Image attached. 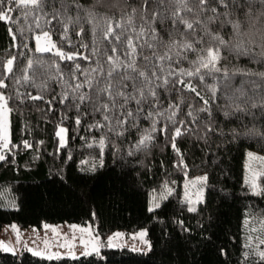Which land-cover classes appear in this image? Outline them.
Listing matches in <instances>:
<instances>
[{
	"label": "trees",
	"instance_id": "obj_1",
	"mask_svg": "<svg viewBox=\"0 0 264 264\" xmlns=\"http://www.w3.org/2000/svg\"><path fill=\"white\" fill-rule=\"evenodd\" d=\"M9 6L10 19H0V93L9 109L10 134L8 147L0 150V228L11 222L22 227L90 222L102 236L145 228L150 247L103 246L99 255L57 258L0 248V264H264L257 254L264 250V172L261 190L253 192L244 168L247 150L264 155V76L259 75L264 73V0H227V8L218 0L205 6L199 0H44L42 7L0 0V11ZM109 21L113 29L105 36ZM230 21H238L239 29ZM41 31L50 32L65 53L79 54L61 59L55 51H38L35 35ZM185 41L193 47L181 48ZM210 46L220 47L217 69L197 72V57ZM108 56L118 58L119 67L113 68ZM89 77L91 87L85 82ZM189 81L195 91L184 87ZM109 83L112 97L98 91ZM133 84L144 88L145 98L139 104L129 99L121 108L124 98L115 93L132 94ZM103 103L110 105L107 112ZM127 108L133 115L125 119ZM58 125L66 129L61 145ZM153 127L152 139L136 147ZM176 127L182 129L175 137L179 152L172 146ZM101 136L102 164L99 144L93 143ZM197 175L206 177L205 188L193 211L181 186ZM165 184L172 191L150 210L149 197Z\"/></svg>",
	"mask_w": 264,
	"mask_h": 264
},
{
	"label": "snow or ice",
	"instance_id": "obj_2",
	"mask_svg": "<svg viewBox=\"0 0 264 264\" xmlns=\"http://www.w3.org/2000/svg\"><path fill=\"white\" fill-rule=\"evenodd\" d=\"M43 2H44V0H17V4L33 5V6H36V7H42L43 6ZM199 2H200V4L202 6H205L208 3V0H199ZM218 5H223L225 8H227V0H218ZM63 7L64 6L62 5V8ZM12 10H13L12 7L9 6L8 8L0 11V19L9 20L10 19V13L12 12ZM53 11H55L57 14H59V10L53 9ZM211 11L213 13H215L216 12V7H213L211 9ZM153 15H155V14H153ZM224 15H227V12H225ZM215 18H216L215 15L209 16L208 20L211 21V20H213ZM129 19H131V18H129ZM40 20H41V17L37 16L36 17L37 24L40 23ZM69 20H71V17H69ZM230 22L233 24V29L234 30H238L239 29L238 21H230ZM119 23H120L119 21L116 22L117 26L119 25ZM184 23H185L186 27H188V28L192 27L191 22L185 20ZM64 29H65V32L61 33L62 36L66 35V31L68 29V24H64ZM112 29H113L112 22L109 21L108 29L104 33V35L108 36L112 32ZM205 30L207 31V28H205ZM152 31H153V38H155V35H156L155 29L153 28ZM141 32H143V29H141ZM212 35L214 36V38H216V39H218L220 41V44H225L226 43V41H224L223 37H221L219 35V33H213ZM35 38H36V42H37V50L38 51H51V50H54L55 53L58 54L61 59H65V58L72 59L74 56L79 54V53H73V52L65 53L62 48L56 46L55 41H53L51 39V33L48 32V31H41V32L37 33ZM117 39H119V37H117ZM127 43H128L129 50L130 51H134L135 50V45L133 44V41H132L131 37H129ZM180 47L186 49V48L193 47V45L191 44V42L185 41L183 44L180 45ZM112 50H113V52H115L116 48L114 47ZM247 52H248V49L245 48L244 49V54H247ZM261 54L264 55V52H262ZM219 58H220V47L219 46H216V47L210 46V47H208L205 50V54L204 55H201V56L197 57V60L199 61L200 67L197 68L196 71L199 72L200 68L209 69V70L217 69V61L219 60ZM158 59L162 60L163 57H160ZM108 60L112 63L113 68L119 67V63L117 62L118 58H116L114 56H108ZM12 63H13V58L10 57L5 62L4 68L7 71H10L11 67H12ZM31 63H32V61L29 60V65H31ZM134 66H135L134 64L127 65V67H134ZM75 67L79 68L80 65L77 64V65H75ZM177 71L181 72V73H184L186 70L178 69ZM111 74H112V72H111V69H110L109 77L111 76ZM153 74L155 75V70H154ZM186 74L191 76L194 73L189 71ZM172 75H175V73H172ZM225 75H227L226 70H225ZM259 75L264 76V73H260ZM140 76H142V77L145 76V73L143 71H141L140 72ZM73 78H75V77H73ZM25 79H28L27 74H25ZM201 79H203V77H201ZM183 80H184V77L182 75L181 76V83H183ZM85 82L89 83V86L91 87V77H89V79L87 81H85ZM3 84H4V80L0 79V85H3ZM164 84L165 85L167 84V77L164 78ZM78 87H79V85H77V88ZM112 87H113V85L111 83H109L105 88L99 89L98 91L106 92L109 97H112L113 96ZM184 87L190 88L193 91H195V86L192 85L191 81H189L188 83H185ZM210 87L212 88L213 98H215V87L214 86H210ZM74 92H75V90H74ZM148 94L151 95L152 97H156V95H157L156 91L153 88H149L148 89ZM67 95H68L67 92H65L63 94V96L61 97V102H63L64 97H66ZM197 95H199V93H197ZM115 96H121V97L124 98V102H123V104L120 105V107L121 108H126L129 99H135L137 101V104H139L141 99L145 98V93H144V88L143 87H141L140 89H137L135 87V84H133V93L132 94H129L126 91H118V92L115 93ZM37 98H40L39 94L37 96L33 97V99H37ZM85 98L86 97L84 96V94L81 93L80 94V100L83 101ZM261 103L264 104V101H261ZM207 104H208V101L204 100L205 109L207 107ZM79 106H80L79 104L76 105V107H79ZM109 106L110 105L108 103H103V104L100 105V107L105 112L108 111ZM111 106L113 108L116 107L114 99L112 100ZM170 107H172V106L170 105ZM175 107L178 108L179 105H176ZM236 107H239V105H236ZM6 110H7V106H6V101H5L4 95H3V93H0V139L4 140L5 145L7 143V135H6L5 127H4V112ZM136 112H137V114L139 113V108L136 109ZM225 114H227V113H225ZM124 115H125V119H128L129 117H131L133 115V110L131 108H127V112ZM148 115L151 118L153 113L149 112ZM189 115H192V113L189 112ZM174 118H175V112L172 113V115L169 117V119H174ZM104 119L105 120H109L110 117L108 115H104ZM76 122L77 123L80 122L79 115L76 117ZM99 123L100 122H96L94 126H99ZM117 123H118V125H123L124 121H118ZM152 123H153V125H155L156 121L153 120ZM180 123L183 124L184 121L182 120V121H180ZM212 127H213L212 124H208V128H212ZM65 131H66V129H64L62 126H58L57 136L60 137V143L61 144L65 143V136H64ZM154 131H155L154 127L151 128V129L145 130V132L141 134L139 140L137 141L136 147H140L141 145H144L148 141H150L152 139L151 132H154ZM181 132H182V129L180 127H176L174 129V131H173V145L172 146L177 152H179V149L176 148L175 137L180 135ZM262 135H264V133H262ZM24 143L27 145L28 142L25 141ZM93 143H98L99 144V147H100V150H101L100 163L102 164L103 163V149H104V144H105V137L101 136L99 141H93ZM247 156L250 157V158H253V159H259L261 161H264V157H260L256 153L248 152ZM2 158H3V156L0 155V159H2ZM180 163L181 164L183 163L182 159L180 160ZM247 167H248V165L246 163V168ZM93 170H94V166H93ZM260 174H262V173H253L251 181H249L248 174L246 173L245 181H246V183H249V187H250V189L253 192H258V191L261 190V187L257 183V179H256L257 175H260ZM205 178H206L205 176H202V177H198L196 179L204 180ZM164 189L167 192H171L172 191V189L168 188L166 184L164 185ZM200 191L202 192V189ZM160 195H161V198H164L165 192L162 191ZM197 199H202V197L199 194H197ZM8 203L11 204L12 206H15L14 205V201H8ZM158 203H159L158 201H156V202L150 201V204H149L150 210H151L152 207L158 206ZM189 208H190V210H193V211L195 210L192 207V202L191 201H189ZM248 219H249L248 217H245V223L246 224L248 223ZM262 224H264V222H262ZM12 227L15 229L16 228L15 224H13ZM45 227H50V226L49 225H45ZM72 227L73 228H77V227H80V226L79 225H72ZM81 230L83 232H90L89 228H82ZM145 232H146L145 229H141L139 231V233H134L133 235H139L145 244H149V242L146 239H144ZM121 235H123V234L118 232V231L113 233L112 235H110L108 237L109 246H113V247L118 246V245L112 244L111 242H112L114 237H119ZM251 239H252L251 237H248L249 241H251ZM46 243H47V241H46ZM80 243L84 244L85 253H87L89 251H94V252L97 253V255L100 254L101 245L99 243V237L98 236L92 238L91 240H85L83 237H81ZM149 247H150V245H149ZM0 248H4L6 251H14V249H12L10 247H7L3 241H0ZM140 250L143 251L144 249H140ZM35 254L36 255H40V256H44L46 254L47 255H61L60 253H45L43 251H37V252H35ZM244 254L247 255L248 253L245 252ZM257 254H258V256L261 259H264V250H257ZM66 255H75V253L74 252H69V253H66Z\"/></svg>",
	"mask_w": 264,
	"mask_h": 264
},
{
	"label": "rangeland",
	"instance_id": "obj_3",
	"mask_svg": "<svg viewBox=\"0 0 264 264\" xmlns=\"http://www.w3.org/2000/svg\"><path fill=\"white\" fill-rule=\"evenodd\" d=\"M36 36V35H35ZM35 47L37 49V42L35 38ZM54 51V50H51ZM7 106V105H6ZM62 126L63 125H58ZM4 127L7 135V143L3 139H0V150L7 148L9 145L10 134H9V109L4 112ZM58 129V127H57ZM65 129V128H64ZM65 136V133H64ZM59 144L60 137L58 136ZM248 152L256 153L260 157H264V155L253 151H246V158L244 163L245 168V177L246 173L248 174L249 181H251L253 173H262L264 172V161L259 159H253L247 156ZM246 163L248 167L246 168ZM261 175V174H260ZM260 175H257V183ZM203 175H197L192 177H187L182 183V193L189 203L192 202V207L196 205L197 202L202 201L204 197V180L196 179L198 177H202ZM249 184V183H248ZM171 188V186H168ZM202 189V192L200 191ZM165 192V196L167 195V191L163 188L154 191L148 200V207L150 201L156 202L163 199L161 198V192ZM197 194H199L202 199H197ZM164 196V197H165ZM158 203V205H159ZM157 207V206H155ZM152 207L151 209L155 208ZM150 209V208H149ZM15 224L16 228L14 229L12 226ZM45 225H49L50 227H45ZM72 225H79L80 227L73 228ZM82 228H89L90 232H83ZM141 229L139 228L135 231H126L124 229H116L106 235H100L93 224L90 222L86 223H78V222H47L41 224L39 227L30 226V227H22L19 226L16 222L6 223L0 228V241H3L7 247L14 249V251H6L4 248H1L3 251L11 252V253H19L22 250L30 251L35 254L37 251H43L45 253H60L61 255H44L42 257L46 258H57V257H76L81 254H88L94 251H89L85 253L84 244L80 243L81 237L85 240H91L94 237H99V243L101 245L100 250L103 246L108 248H114L113 246H109L108 237L115 232H120L123 235L119 237H114L112 240V244L118 245L115 247H128L130 249L147 251L149 249L150 241L146 235L144 234V239H146L149 244H145L139 235H133L134 233H139ZM146 230V229H145ZM47 241V243H46ZM74 252L75 255H66V253ZM40 256V255H38Z\"/></svg>",
	"mask_w": 264,
	"mask_h": 264
}]
</instances>
